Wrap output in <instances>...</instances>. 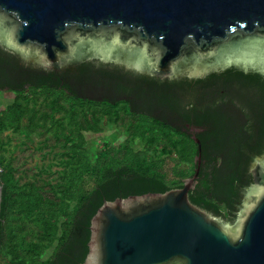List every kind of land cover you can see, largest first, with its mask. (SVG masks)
Listing matches in <instances>:
<instances>
[{
  "label": "trees",
  "instance_id": "trees-1",
  "mask_svg": "<svg viewBox=\"0 0 264 264\" xmlns=\"http://www.w3.org/2000/svg\"><path fill=\"white\" fill-rule=\"evenodd\" d=\"M0 92L20 94L0 111V132L21 135L22 146L41 135L40 148L61 151L67 169L51 189L20 184L3 153L9 141L0 139V264H82L90 219L104 202L179 189L193 175L197 146L186 126L203 130L188 199L225 223L235 221L252 184L250 165L264 153V77L253 72L168 80L96 60L54 71L0 45ZM114 126L126 138L111 146L105 131ZM87 134L101 141L88 147ZM158 141L163 147L151 158Z\"/></svg>",
  "mask_w": 264,
  "mask_h": 264
},
{
  "label": "water",
  "instance_id": "water-1",
  "mask_svg": "<svg viewBox=\"0 0 264 264\" xmlns=\"http://www.w3.org/2000/svg\"><path fill=\"white\" fill-rule=\"evenodd\" d=\"M0 45L61 71L96 60L161 79L230 68L264 77V0H0ZM179 189L104 202L90 219L82 264H264V153L232 224ZM2 187L0 186V206Z\"/></svg>",
  "mask_w": 264,
  "mask_h": 264
},
{
  "label": "rangeland",
  "instance_id": "rangeland-1",
  "mask_svg": "<svg viewBox=\"0 0 264 264\" xmlns=\"http://www.w3.org/2000/svg\"><path fill=\"white\" fill-rule=\"evenodd\" d=\"M24 62V61H23ZM27 63V62H24ZM30 64V63H29ZM34 65V64H32ZM20 94L14 92H0V111L10 107L18 98ZM122 128L116 129V126L110 127L105 131V135L108 137V141L112 145H117L113 142H119L120 139L126 138L125 133H122ZM106 137V139H107ZM0 139H3L4 144V156L6 158H12L14 160V167L16 168V177H19L20 184L24 182H32L35 180L37 185L45 184L46 187H51L57 183L61 178L66 177L64 171H66V164L64 163L65 158H59L58 154L61 153L59 150H47L40 148L39 142L44 138L41 135L36 134L33 136V143L27 142L25 146H22L23 138L19 134H14L12 131H5L4 133L0 132ZM85 140L87 146L91 147L92 143L96 141H101V138L95 134L85 135ZM136 151H140V154H145L146 146H143L141 143H136L132 146ZM163 147V143L158 141L155 145L150 148L148 152L149 157L157 154L156 151H160ZM147 157V155H146ZM151 157V158H152ZM172 160L177 161L178 157L175 153L171 155ZM258 158V157H257ZM35 169V170H34ZM166 169V167H165ZM25 171H30L25 173ZM35 171H45L43 173H32ZM0 178L4 180L3 176L0 175ZM48 189V188H47Z\"/></svg>",
  "mask_w": 264,
  "mask_h": 264
},
{
  "label": "built area",
  "instance_id": "built-area-1",
  "mask_svg": "<svg viewBox=\"0 0 264 264\" xmlns=\"http://www.w3.org/2000/svg\"><path fill=\"white\" fill-rule=\"evenodd\" d=\"M0 173H1V168H0Z\"/></svg>",
  "mask_w": 264,
  "mask_h": 264
}]
</instances>
